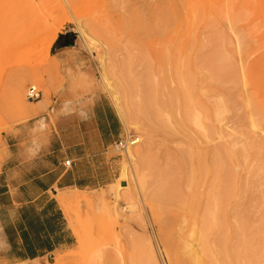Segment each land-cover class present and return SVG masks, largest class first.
<instances>
[{
	"label": "rangeland",
	"instance_id": "374dc122",
	"mask_svg": "<svg viewBox=\"0 0 264 264\" xmlns=\"http://www.w3.org/2000/svg\"><path fill=\"white\" fill-rule=\"evenodd\" d=\"M14 2L12 20L0 9V163L14 139L57 137L81 159L77 174L100 185L58 199L67 248L11 264H184L183 200L189 191L209 188L219 173L227 222L250 230L261 225L264 0L0 5ZM74 36V56L49 54L54 43L58 51ZM14 83L24 84L18 103ZM31 86L40 92L35 101L26 99ZM113 90L124 95L129 115ZM109 109L120 138L137 136L139 143L126 151L80 145L96 141L93 113ZM187 112L189 120L181 122ZM74 190L57 191L55 198Z\"/></svg>",
	"mask_w": 264,
	"mask_h": 264
},
{
	"label": "crops",
	"instance_id": "0c3cea01",
	"mask_svg": "<svg viewBox=\"0 0 264 264\" xmlns=\"http://www.w3.org/2000/svg\"><path fill=\"white\" fill-rule=\"evenodd\" d=\"M71 41L66 40L69 46L58 51L54 43L49 54L74 56L77 44L74 41L70 46ZM93 116L96 141L83 139L80 145L99 149L120 138L116 131L119 123L111 109ZM8 148L9 154L0 163V260L11 264L43 259L69 245L67 220L58 199L99 186L100 181L86 183L77 174L81 159L69 154L67 143L60 138L14 139ZM67 160L70 167L64 166ZM68 189L75 192L61 194L56 200L57 191Z\"/></svg>",
	"mask_w": 264,
	"mask_h": 264
},
{
	"label": "bare ground",
	"instance_id": "6f19581e",
	"mask_svg": "<svg viewBox=\"0 0 264 264\" xmlns=\"http://www.w3.org/2000/svg\"><path fill=\"white\" fill-rule=\"evenodd\" d=\"M15 4V2L5 3L3 6L0 5V9H2L4 14L13 17V9L16 11ZM12 17L11 20L13 19ZM59 25L61 27L60 23ZM28 27L31 31L33 25H29ZM80 29L82 28L80 27ZM55 38L56 34L53 35V38L51 37L50 45L55 41ZM33 39L34 34L32 35L31 33L29 41H33ZM23 85V83H14L11 86L12 100L16 103L21 101ZM110 94L113 100L119 104L123 114L129 115L130 110L124 100V95L121 96L117 90H113ZM32 113H35V110ZM189 118L190 113L187 112V115L185 113L183 119L180 117V120L184 122L188 121ZM220 119L221 117L218 115L216 120L219 121V127H221L220 123H222ZM219 146L217 149L220 148ZM215 153L217 157H214V159L219 158V153L216 150ZM127 156L133 157L130 152L127 153ZM215 161L219 163V159ZM216 162L213 163H215L214 169L217 172L218 168L215 167L219 164L217 165ZM210 179L212 181L210 180L209 188L206 189L205 184V189L203 188V190L189 191L190 193H188L182 203L184 221L181 222L183 232L181 249L184 264H264V213L260 210L257 211L262 213L259 221L261 225L254 226L252 230L242 222L236 221L237 225L227 222L228 212L225 206L226 189L224 190L223 176L219 173L218 175H213Z\"/></svg>",
	"mask_w": 264,
	"mask_h": 264
},
{
	"label": "built area",
	"instance_id": "2783aa9c",
	"mask_svg": "<svg viewBox=\"0 0 264 264\" xmlns=\"http://www.w3.org/2000/svg\"><path fill=\"white\" fill-rule=\"evenodd\" d=\"M40 97V92L37 91L36 87H29L26 93V99L28 101H35ZM139 143L137 136L130 135L125 138H119L111 146L116 151H126L128 148L133 147ZM65 167L71 166V161L67 160L64 162Z\"/></svg>",
	"mask_w": 264,
	"mask_h": 264
},
{
	"label": "water",
	"instance_id": "95a60500",
	"mask_svg": "<svg viewBox=\"0 0 264 264\" xmlns=\"http://www.w3.org/2000/svg\"><path fill=\"white\" fill-rule=\"evenodd\" d=\"M75 39H76V37L74 36L73 39H72V41H71V43H70V46H73L74 45ZM68 46H69V44H68Z\"/></svg>",
	"mask_w": 264,
	"mask_h": 264
}]
</instances>
